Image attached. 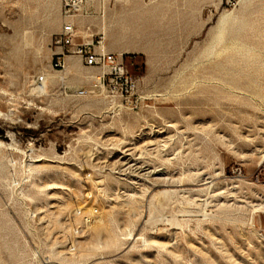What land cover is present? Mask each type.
<instances>
[{
	"label": "rangeland",
	"instance_id": "rangeland-1",
	"mask_svg": "<svg viewBox=\"0 0 264 264\" xmlns=\"http://www.w3.org/2000/svg\"><path fill=\"white\" fill-rule=\"evenodd\" d=\"M73 15L133 83L52 67L62 0H0V264H264V0Z\"/></svg>",
	"mask_w": 264,
	"mask_h": 264
},
{
	"label": "built area",
	"instance_id": "built-area-1",
	"mask_svg": "<svg viewBox=\"0 0 264 264\" xmlns=\"http://www.w3.org/2000/svg\"><path fill=\"white\" fill-rule=\"evenodd\" d=\"M87 0H62L64 23L58 36L55 38L54 45V64L52 67L62 69L64 60L67 56L78 57L81 62L90 68H106L107 72L98 77L99 82H112L113 80L123 81L125 86H132V79L127 71L124 70L123 59L112 53L97 52L96 48L100 46V42L91 40L87 43H77L76 31L74 29L72 18L73 13L77 12ZM96 44V46H95ZM35 81L41 84L42 76H37ZM83 95L82 92L78 93Z\"/></svg>",
	"mask_w": 264,
	"mask_h": 264
},
{
	"label": "bare ground",
	"instance_id": "bare-ground-1",
	"mask_svg": "<svg viewBox=\"0 0 264 264\" xmlns=\"http://www.w3.org/2000/svg\"><path fill=\"white\" fill-rule=\"evenodd\" d=\"M88 1V0H87ZM87 1L85 2V4H87ZM84 4V5H85ZM227 17H228V15H227ZM228 22V21H227ZM225 24H226V15H222L220 18H219V20H218V27H219V34H218V39H217V41H220V39H221V36L222 35H220L221 33L220 32H223L224 31V26H225ZM227 25V24H226ZM217 27V28H218ZM217 31V30H216ZM225 32V31H224ZM223 32V33H224ZM99 50V51H101V52H103V53H105L104 52V50L102 49V46H101V44H100V46L99 47H97L96 48V50ZM219 54V53H218ZM239 54H242L243 55V52H240ZM68 57H73V58H77V59H79L78 57H75V56H67L66 58H68ZM118 57L119 58H122L123 59V56H120V55H118ZM245 58V57H244ZM243 58V59H244ZM79 61H80V59H79ZM64 65H65V60H64V64H63V66H62V69L60 70V71H63V69H64ZM88 68H90V67H88ZM102 69H104L105 70V73L107 72V69L106 68H102ZM43 77V81H42V83L41 84H38L39 86H43L44 85V83H45V77L44 76H42ZM78 96H80V95H78ZM82 96V95H81ZM88 178V177H87ZM90 211V210H89ZM97 223L98 224H102V219L101 218H99L98 219V221H97ZM90 227V226H89ZM95 228V227H94ZM103 230H105V229H103ZM134 239V238H133ZM75 250V249H74ZM63 261V260H62Z\"/></svg>",
	"mask_w": 264,
	"mask_h": 264
}]
</instances>
